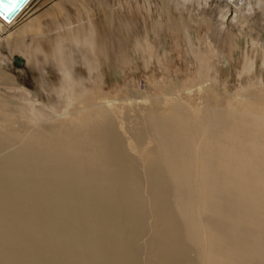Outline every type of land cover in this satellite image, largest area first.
I'll return each mask as SVG.
<instances>
[{
  "label": "bare ground",
  "instance_id": "1",
  "mask_svg": "<svg viewBox=\"0 0 264 264\" xmlns=\"http://www.w3.org/2000/svg\"><path fill=\"white\" fill-rule=\"evenodd\" d=\"M110 1L29 0L0 19V264H264V0ZM165 25L198 64L204 111L105 87L128 50L161 61ZM245 27L255 56L208 107L211 59Z\"/></svg>",
  "mask_w": 264,
  "mask_h": 264
},
{
  "label": "rangeland",
  "instance_id": "2",
  "mask_svg": "<svg viewBox=\"0 0 264 264\" xmlns=\"http://www.w3.org/2000/svg\"><path fill=\"white\" fill-rule=\"evenodd\" d=\"M102 1L105 4L108 1L111 3L110 0ZM96 7H98V3L96 4ZM34 9L35 6L30 7L29 11L25 14L28 15ZM243 9L247 11L248 8L245 9L244 7ZM257 14H261L259 10L257 11ZM230 17L227 19L228 27L230 23H234L232 17L231 19ZM249 24L251 25V22L246 26ZM166 27L167 26L165 25L164 30L161 32V38L159 39L161 61L157 60V53H154L152 58H148L147 52H145L146 54H144V57L142 55L143 53L136 54L134 51L128 50L127 59H129L125 60V64L121 65L122 68L115 66L114 63H109L108 67L105 69V87L111 89L110 93L113 96L117 95L118 97L120 94L119 92H123L122 96L125 97L124 93L128 91V97H131L132 100L141 101V98H145L147 99L146 106H149L150 103L153 104L156 102L154 104H158V107L163 109L160 103L163 101V98L166 97L170 99L172 98L173 103L175 101H181L204 111L205 102H203V99L201 98L202 93L199 96L197 93L188 90L200 86L199 84L201 81H199L198 76V64L195 62L194 58L191 57L192 55L187 53L183 37H181L176 31L173 33L169 32ZM205 32L206 30L203 27L201 29V27L197 26L193 36L195 37V35L198 34L203 36ZM231 34L232 36H236L235 43L237 44V49L234 50L231 58L229 57L228 50L229 36L220 42L221 51L219 52V59L217 60L215 57H212L210 62L212 70L211 76L213 78L216 77L217 75L215 72L218 71L217 73L220 75V84L217 85V83H213V81L209 82L211 79L204 83V85H208L209 88L207 89V86H204V92L205 90H208L207 93H209L207 103L208 107L211 108L221 109L220 107H222L226 101L230 100L231 95L235 93L238 85L235 72L237 69L241 68L246 51L249 57L255 56V53L250 50V42L248 40V34H250V31L247 27H245L244 32L242 31V35L237 30H234ZM254 36L262 37L264 34L258 35V33H254ZM195 42L197 43V40H195ZM246 42L249 44L248 49L245 46ZM4 48L5 45H3L1 50L5 52ZM203 49H206L205 42ZM131 51L133 52V55ZM14 55L18 56L17 54ZM260 56L259 65L256 69V78L261 76L264 80V66L262 63V55L260 54ZM7 72H9V75L13 76L21 86L37 93L40 97L39 91L36 90L33 84L31 74L25 67L14 65L7 69ZM256 81L259 82L257 79ZM2 87L3 86H0V88ZM129 90H131V92ZM213 91L218 95L213 94Z\"/></svg>",
  "mask_w": 264,
  "mask_h": 264
},
{
  "label": "snow or ice",
  "instance_id": "3",
  "mask_svg": "<svg viewBox=\"0 0 264 264\" xmlns=\"http://www.w3.org/2000/svg\"><path fill=\"white\" fill-rule=\"evenodd\" d=\"M26 2L27 0H7V3H5V0H0V9H2L4 12L12 13L21 3ZM0 19H7V17L0 15Z\"/></svg>",
  "mask_w": 264,
  "mask_h": 264
},
{
  "label": "water",
  "instance_id": "4",
  "mask_svg": "<svg viewBox=\"0 0 264 264\" xmlns=\"http://www.w3.org/2000/svg\"><path fill=\"white\" fill-rule=\"evenodd\" d=\"M29 0H27V2H28ZM26 2V3H27ZM5 3H7V0H5ZM26 3H21L17 8H16V10L14 11V12H12V13H7V12H4L2 9H0V15H3V16H6L7 17V19H5V20H7V21H9V20H11L21 9H22V7L26 4Z\"/></svg>",
  "mask_w": 264,
  "mask_h": 264
}]
</instances>
